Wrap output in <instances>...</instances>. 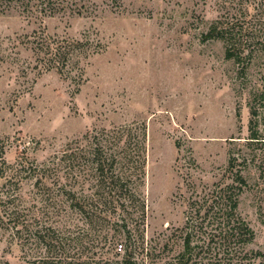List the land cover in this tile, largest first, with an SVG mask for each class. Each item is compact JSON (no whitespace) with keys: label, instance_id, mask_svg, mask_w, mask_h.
I'll return each instance as SVG.
<instances>
[{"label":"rangeland","instance_id":"1","mask_svg":"<svg viewBox=\"0 0 264 264\" xmlns=\"http://www.w3.org/2000/svg\"><path fill=\"white\" fill-rule=\"evenodd\" d=\"M26 1L0 0V157L14 164L26 147L31 163L53 167L46 186L105 209L86 219L91 208L69 199L49 222L86 232L95 258L121 262V244L139 264H175L186 222L196 226L238 170L246 249L264 255V98L250 100L264 96V0H59L53 14L56 2ZM221 22L252 54L243 74L224 42L205 39ZM34 41L67 48L65 68L41 65ZM35 182L19 193L39 207ZM12 233L0 224V264L27 251Z\"/></svg>","mask_w":264,"mask_h":264},{"label":"trees","instance_id":"2","mask_svg":"<svg viewBox=\"0 0 264 264\" xmlns=\"http://www.w3.org/2000/svg\"><path fill=\"white\" fill-rule=\"evenodd\" d=\"M45 1H47V6L51 2H56L55 5L51 4L50 14H53L59 0ZM29 4L30 0H27L23 9L30 8ZM59 6L63 8L60 3ZM235 26L234 23L229 22L216 23L208 29L204 36L205 39L224 42L226 56L241 65L239 71L243 74L246 68L244 63L246 62L245 65H248L252 54L251 52L243 54L246 48L243 47L239 37L240 28L236 30ZM32 45L33 53L38 56L41 65L47 66L49 69L51 67L59 68V70L65 68L68 61L67 48L61 47L58 43L59 46L54 49L52 42L49 41L42 43L34 41ZM250 95L253 104L264 98L262 91L259 90L250 92ZM250 110H255L253 105ZM250 136L252 140L259 139L257 131H252ZM26 154L27 148L25 147L21 150L15 163L10 165L5 163L2 156L0 157V179L5 180L3 198L0 199V224L12 230V239L20 247L21 252L28 245V252L26 251L20 257L21 264H139L132 259L133 250L127 251L121 244L115 247L120 249L116 253L124 252L121 262L114 263L110 260H103V257L100 256L95 258L96 252L92 251L94 247L83 244L86 232L85 234L79 232L74 234V232L68 231L66 235L61 228L53 226L54 221L49 222L51 218L49 215L52 217L58 215L69 199L76 200L75 203L73 201L74 205L70 204L69 207H77L79 211L91 208L92 201L89 197L82 195L74 198L75 194L71 192L70 188L57 180L53 182V186L57 185L56 189L46 186L49 178L53 177V167L33 164ZM237 159L234 156L229 158L228 169L230 171L236 167ZM32 178L36 180L35 187L37 188L33 200H37L39 197L38 202L41 203L39 207L35 203L27 206L25 197L19 193L22 181ZM245 185L243 177L237 170L230 186H227L225 190L219 188L221 191L213 192L211 206H209V211H205L202 220L196 226L192 225V222H186L182 228V232H184L182 250L175 257V264H194L196 262L198 264H264L262 253L246 249L252 243L254 233L237 213L238 196ZM119 187L123 190L126 186ZM49 206L52 208L50 209ZM90 210V213L86 211L84 216L86 219L90 216L100 219L102 212L105 211L97 206ZM70 247L72 254H69ZM86 251L91 252V255H86ZM27 255L30 258L26 260ZM257 259L259 262L256 263Z\"/></svg>","mask_w":264,"mask_h":264},{"label":"built area","instance_id":"3","mask_svg":"<svg viewBox=\"0 0 264 264\" xmlns=\"http://www.w3.org/2000/svg\"><path fill=\"white\" fill-rule=\"evenodd\" d=\"M120 249H117V251H119Z\"/></svg>","mask_w":264,"mask_h":264}]
</instances>
